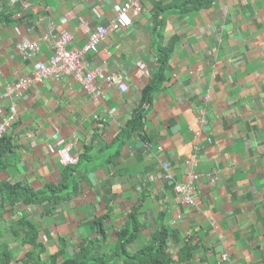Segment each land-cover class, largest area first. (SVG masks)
<instances>
[{
    "label": "crops",
    "instance_id": "1",
    "mask_svg": "<svg viewBox=\"0 0 264 264\" xmlns=\"http://www.w3.org/2000/svg\"><path fill=\"white\" fill-rule=\"evenodd\" d=\"M128 1L0 0V122L17 112L0 138V182L42 190L66 181L77 190L52 210L50 203L0 207L13 264H28L33 249L12 228L23 217L39 228L46 257L63 250L67 260L102 229L116 249L133 214L140 233L131 252L166 229L171 264H264V0H214L169 15L164 28L158 0H138L132 25L106 34L85 57L87 70L119 76L125 92L99 78L95 98L63 76L8 93L35 76L39 62L50 63L62 32L82 47ZM23 41L36 42L38 54L24 58ZM171 44L150 103L143 90L160 70V48ZM138 109L143 127L119 137ZM67 144L81 158L74 166L61 161ZM191 168L200 174L196 206L184 204L177 188Z\"/></svg>",
    "mask_w": 264,
    "mask_h": 264
},
{
    "label": "trees",
    "instance_id": "2",
    "mask_svg": "<svg viewBox=\"0 0 264 264\" xmlns=\"http://www.w3.org/2000/svg\"><path fill=\"white\" fill-rule=\"evenodd\" d=\"M214 0H158L155 4L156 17L162 23V28L166 24V19L171 14H185L191 11L206 8L212 5ZM173 44L166 48H160V70L143 90V99L152 103L154 95L157 93L163 80L164 70L170 59ZM145 112L143 109L135 111L133 118L123 129L119 137L131 136L134 129L140 130L143 127ZM2 142L0 143V153L3 151ZM81 159V158H80ZM1 167V166H0ZM69 191L68 182L60 184H48L42 190H36L28 183H12L10 181L0 182V207L10 203L43 204L50 203L51 210L57 204L68 199L76 193ZM50 212V211H49ZM140 222L133 214L126 227L119 233L117 247L109 250L106 233L102 229V235L96 239L87 240L79 244V249L71 259L63 260L60 250L58 253L46 257V247L39 238V228L27 217L21 218L16 225H13L15 237H22L24 231L23 244L30 243L33 246L26 254L28 264H171L173 256L168 251V232L163 229L156 234L151 241L140 246L136 251H130L129 246L134 242L140 233ZM4 220L0 215V264H13L15 255L12 251L11 242L4 239ZM189 249L181 250L180 258H184V252ZM191 250V249H189ZM191 254V251L187 253Z\"/></svg>",
    "mask_w": 264,
    "mask_h": 264
},
{
    "label": "built area",
    "instance_id": "3",
    "mask_svg": "<svg viewBox=\"0 0 264 264\" xmlns=\"http://www.w3.org/2000/svg\"><path fill=\"white\" fill-rule=\"evenodd\" d=\"M141 4L138 0H129L127 4L120 10L117 18L112 21L111 25L107 28L99 27L95 34H91L89 40L82 47H76L72 45L73 36L69 32H62L59 38L56 40V52L52 56L50 63L39 62L38 70L35 76H26L20 81L16 82L8 90V93H22L32 83L46 77H57L72 76L81 84L82 88L88 92H91L93 96L98 98L99 92L96 87V80L99 78H106L110 84L119 87L123 92L128 89V86L122 79L115 75H106L105 72L100 69H86V55L93 50H96L104 36L110 32L118 31L122 27L131 26L133 18L131 12L141 11ZM86 25L81 24V28L86 30ZM18 50L22 53L24 58H28L32 54H38L39 46L36 42L23 41L18 45ZM15 108L13 114L9 118L4 119L0 122V138H2L10 125V122L16 115ZM61 161L65 165L74 166L79 160V154L72 152V145L67 144L60 150ZM189 166L191 162L187 161ZM169 162H164L162 168L169 170ZM171 180L173 177L171 174H167ZM200 177L196 169L191 168L189 172V180L187 183L179 184L177 188L182 195V201L186 205L196 206L197 197L194 190V181Z\"/></svg>",
    "mask_w": 264,
    "mask_h": 264
}]
</instances>
